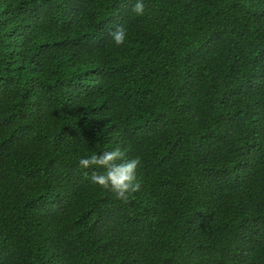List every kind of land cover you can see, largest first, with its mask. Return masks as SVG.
Listing matches in <instances>:
<instances>
[{
    "label": "trees",
    "instance_id": "16d2710c",
    "mask_svg": "<svg viewBox=\"0 0 264 264\" xmlns=\"http://www.w3.org/2000/svg\"><path fill=\"white\" fill-rule=\"evenodd\" d=\"M136 2L0 0V264H264V0Z\"/></svg>",
    "mask_w": 264,
    "mask_h": 264
},
{
    "label": "clouds",
    "instance_id": "9594fccd",
    "mask_svg": "<svg viewBox=\"0 0 264 264\" xmlns=\"http://www.w3.org/2000/svg\"><path fill=\"white\" fill-rule=\"evenodd\" d=\"M144 10L143 0H137L131 9L136 15H143ZM111 37L116 46H122L126 42L127 31L122 25H117L111 32ZM79 165L84 169H103L102 172L93 170L91 181L103 189H110L122 202H128L140 191L141 184L137 179L136 170L141 165V159L135 157L126 160L125 153L118 147L99 155L92 154L88 158H82Z\"/></svg>",
    "mask_w": 264,
    "mask_h": 264
}]
</instances>
